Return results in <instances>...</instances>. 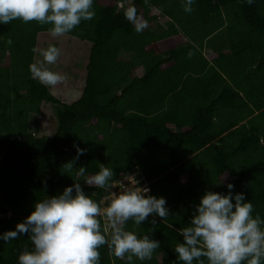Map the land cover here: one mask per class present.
Returning <instances> with one entry per match:
<instances>
[{
  "label": "trees",
  "instance_id": "16d2710c",
  "mask_svg": "<svg viewBox=\"0 0 264 264\" xmlns=\"http://www.w3.org/2000/svg\"><path fill=\"white\" fill-rule=\"evenodd\" d=\"M126 1L94 0L95 17L66 34L91 43L82 94L70 104L29 73L51 25H0V234L74 183L103 209L114 184L136 175L171 215L122 227L161 246L135 262L102 246L100 264H175L183 242L176 230L206 190L226 193L232 183L264 219V0H195L190 14L182 0H131L148 25L139 33L125 18ZM160 18L166 27L153 31ZM44 103L56 110L52 138L29 133ZM74 144L86 154L77 159ZM101 164L113 171L110 186L86 185ZM99 219L103 230L108 222ZM32 248L26 234L0 241V264H17Z\"/></svg>",
  "mask_w": 264,
  "mask_h": 264
},
{
  "label": "clouds",
  "instance_id": "9594fccd",
  "mask_svg": "<svg viewBox=\"0 0 264 264\" xmlns=\"http://www.w3.org/2000/svg\"><path fill=\"white\" fill-rule=\"evenodd\" d=\"M246 2L251 4L253 0ZM194 3L195 0H182L184 11L190 14ZM93 5L94 0H0V25L14 20L25 24L34 21L41 26L51 25L48 32L53 38L62 37L82 21L95 17ZM124 15L138 33L147 28V22L137 18L134 7L126 9ZM7 44L11 45L12 40ZM37 51L42 61L29 65L31 79L54 88L66 76L49 70L46 65L57 63L60 49L49 45L42 50L33 49ZM73 147L77 159L86 154L79 145ZM65 167L74 168L72 163ZM85 171L81 167L78 174L83 175ZM112 177L113 171L101 164L86 185L104 189L110 186ZM226 187V193L206 190L194 205L187 226L176 230L183 241L177 242L174 249L179 264H205V261L207 264H264V219L259 214L253 215V204L246 202L243 192H235L234 184L227 183ZM121 189L119 193L113 192L108 206L101 209L81 184L74 183L62 194L35 202L31 214L15 230L0 234V241L8 244L22 235L28 236L33 248L25 249L18 256L17 264H100L102 246H107L109 254L119 259L150 260L160 248V241L148 235L140 238L122 226L128 221L136 226L145 222L157 225L171 215L167 201L150 195V189L133 184H122ZM101 215L108 222L103 230Z\"/></svg>",
  "mask_w": 264,
  "mask_h": 264
},
{
  "label": "rangeland",
  "instance_id": "374dc122",
  "mask_svg": "<svg viewBox=\"0 0 264 264\" xmlns=\"http://www.w3.org/2000/svg\"><path fill=\"white\" fill-rule=\"evenodd\" d=\"M126 8L134 7L136 5L131 0H127L125 4ZM156 13V11H154ZM165 20L159 19L160 27H164ZM152 26V30H159L160 27ZM49 45H54L60 49V58L56 64L46 65L49 70L58 72L66 79L58 84L54 88L48 87L49 91L61 102L70 104L76 101L82 94L83 87L85 85V78L87 73V66L89 62V56L91 51V43L87 41H81L79 38L69 35L53 38L49 32H43L39 34L37 49L47 48ZM208 53V51H207ZM120 59L125 58L123 52L119 55ZM42 61V57L39 52H36L34 62ZM142 69L139 70L141 72ZM29 133L35 137L52 138L57 129V116L55 106L53 104L44 103L41 111L36 114L30 115ZM122 184H133L130 180L121 181L114 184L111 189L109 199L113 192L119 193L122 189ZM135 186V185H134ZM137 187V186H136ZM141 188H147V186L139 185ZM135 262L137 258H132Z\"/></svg>",
  "mask_w": 264,
  "mask_h": 264
},
{
  "label": "built area",
  "instance_id": "2783aa9c",
  "mask_svg": "<svg viewBox=\"0 0 264 264\" xmlns=\"http://www.w3.org/2000/svg\"><path fill=\"white\" fill-rule=\"evenodd\" d=\"M128 180H130L132 183H133V185H135V186H139L140 184H142L143 186H147V188H148V185L146 184V183H144L143 182V179H138V178H136V175H131V176H128V177H126L123 181H128ZM122 181V182H123ZM138 182V184H136L135 182ZM108 200H110L109 198H108ZM103 218H104V220L106 221V218L103 216Z\"/></svg>",
  "mask_w": 264,
  "mask_h": 264
},
{
  "label": "crops",
  "instance_id": "0c3cea01",
  "mask_svg": "<svg viewBox=\"0 0 264 264\" xmlns=\"http://www.w3.org/2000/svg\"><path fill=\"white\" fill-rule=\"evenodd\" d=\"M153 26H154V27H160V25H159V21H158V23H154ZM154 27H153V28H154ZM164 27H166L165 24H164ZM164 27H160V29H161V28H164ZM153 31H156V30H153ZM207 51H208V53H207ZM205 54H206V56L211 55V54H212V50H211V49L205 50ZM139 70H140V69H139ZM139 70H138L137 72H139Z\"/></svg>",
  "mask_w": 264,
  "mask_h": 264
}]
</instances>
